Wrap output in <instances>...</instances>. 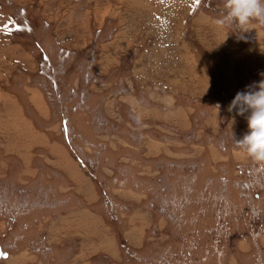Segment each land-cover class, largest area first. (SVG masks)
Listing matches in <instances>:
<instances>
[{"label":"rangeland","instance_id":"374dc122","mask_svg":"<svg viewBox=\"0 0 264 264\" xmlns=\"http://www.w3.org/2000/svg\"><path fill=\"white\" fill-rule=\"evenodd\" d=\"M0 21V100L20 112L0 135V264H264V0H0ZM80 209L116 255L55 237L54 215Z\"/></svg>","mask_w":264,"mask_h":264},{"label":"crops","instance_id":"0c3cea01","mask_svg":"<svg viewBox=\"0 0 264 264\" xmlns=\"http://www.w3.org/2000/svg\"><path fill=\"white\" fill-rule=\"evenodd\" d=\"M144 5H148L149 6V4H146V3H144ZM144 5H142V8H143V6ZM129 8H132V6H130L129 5ZM140 9V8H139ZM238 10V9H237ZM233 11H235V10H233ZM202 15L204 16V22H206L207 21V19L209 18L210 20H213V19H211L210 18V13L209 14H206V13H202ZM245 16L247 17V18H245V20H242L241 18H239V17H236V22L239 24V26L242 28V30H244V36H249V38L251 39V40H253L254 41V43H256V42H259L260 43V39H259V37L253 32V29L251 28V30H250V28H247V24H250V25H253L254 27H256V24L257 25H262L263 23L262 22H260V20L259 19H255V16L252 14V13H249L248 11H246V13H245ZM9 19V18H8ZM251 21L252 22H254V23H251ZM0 22H3V21H0ZM247 24H246V23ZM15 22H14V20H11V19H9V26H8V28L9 27H11L12 25H15L14 24ZM179 23H182V21L181 22H179ZM195 23H198L197 24V27H199V26H201L202 25V22L201 21H196ZM242 23H245L244 25H242ZM256 23V24H255ZM209 24V23H208ZM245 30H247V31H245ZM256 31H257V33H258V30H257V28L255 29ZM8 32V29L7 30H5L4 31V34H2V36L3 35H5L6 33ZM208 33L210 34V36H211V39L212 38H214V36H215V39L217 40V41H226L227 40V38H226V36L224 35V33H222L221 31H220V28L218 27V26H216L215 24H213V23H211L209 26H208ZM11 35H10V33H7L6 35H5V37H2V40H4V39H7V38H9ZM256 37H258V38H256ZM225 38V39H224ZM111 41H114V40H111ZM111 43H113V42H111ZM215 43H216V41H215ZM224 52L225 53H223L225 56H228L227 54H228V51H229V48L227 47V46H225L224 45ZM259 47H260V44H258L255 48H257V49H259ZM211 50H213L212 48H211ZM250 51V50H249ZM260 51H263L264 52V48H263V46L260 48ZM240 52H241V54H234V56L233 57H235V59L238 61V60H242V57H243V59H244V56L245 55H247V50L246 51H244V50H240ZM246 52V53H245ZM251 52V54L252 53H257L256 51H254V50H251L250 51ZM244 53H245V55H244ZM258 54H255V55H250V56H248V58H247V61H248V63L249 64H251V63H254V62H257V60H258V57L259 56H257ZM261 55V54H260ZM2 57V56H1ZM13 57L14 56H12V60H13ZM231 57V56H230ZM16 59H17V57H16ZM11 59H9V61L8 62H10V71L12 72V71H14L15 69H14V67L13 66H16V65H19L20 64V61H17V60H14V61H12ZM220 63H222V61H220ZM257 64V63H256ZM247 66V65H246ZM264 67L263 66V64H261V62L259 63V65H254V67ZM18 67V66H17ZM254 67H251V68H248L247 70H245L244 72V75L245 74H248L250 71H251V69L252 68H254ZM34 70H31L30 69V72H33ZM158 73H162L161 72V70L160 71H158ZM5 74V71L4 70H1L0 69V76L1 75H4ZM150 75V74H149ZM150 76H152V75H150ZM156 76V75H155ZM227 77H228V75H227ZM157 78V77H156ZM159 78H162V79H165V77H161V76H158V78L157 79H159ZM228 79H229V77H228ZM228 79H226V81H227V85H228V83H229V80ZM232 80H234L233 78H232ZM145 81H147L146 79H145ZM146 83H148V82H146ZM163 83L165 84L166 83V81H163ZM244 85V84H243ZM248 86H249V83L247 84ZM246 85V86H247ZM230 86V88L232 89V86H237L235 83H233V82H231V85H229ZM260 86H264V84H262V85H260ZM226 88V87H225ZM263 88V87H262ZM38 89V91L40 92V89L39 88H37ZM9 94V93H8ZM40 94H41V92H40ZM12 96V94H9V96ZM6 100H3V98H2V100H0V115H1V118H0V135L3 137L5 134L4 133H2V130H4V132H6V133H9V125H16V122H13V117H14V113L16 112V114H19L20 112H18V111H16L17 109L15 108V109H11V107L10 106H12V103H13V101L14 100H12L10 97H7V98H5ZM6 102V104H5V102ZM9 109V110H8ZM12 110V111H11ZM24 110V109H23ZM13 113V115H12V113ZM15 119V118H14ZM258 122L262 125V127L264 126V106H263V109L261 110V116H260V118L258 119ZM19 129V128H18ZM18 129H12L13 130V132H18ZM263 133H264V130L262 131ZM16 135V134H15ZM18 136H20L19 134L18 135H16V137H18ZM25 137V136H24ZM28 138V139H27ZM26 145L25 146H28V145H31V143H32V145H34V140L33 139H31L29 136H27L26 137V141L24 142ZM21 145H23V143H20ZM29 147V146H28ZM31 148V147H30ZM12 153H14L15 155L17 154V156L20 158V160H22V163H24L25 161H27V159H28V153H27V149L25 150L23 147H21V146H18V148H15L14 150H12ZM24 165H22V167H23ZM46 166H49L48 168L49 169H54V171L55 170H57L56 172H58V170H59V172H58V174H59V176L68 184V185H70L69 183H71L70 181H72L73 182V178L72 177H70L69 175H68V173L65 171V169L62 167V166H60V165H57V164H54V166H52V165H50V164H48V165H46ZM51 167H53V168H51ZM22 170V169H21ZM61 171L63 172V174L61 173ZM20 172V171H19ZM21 173V172H20ZM19 173V174H20ZM75 181H76V183H77V180L76 179H74ZM61 182H63V181H61ZM64 182V183H65ZM79 187V189H76L77 191H78V193L75 191H73L76 195H78L77 197L81 200V202H86V203H88V204H92V203H94L95 202V199L90 195V196H88V194H90V191L88 190V189H83V190H81L80 189V186H78ZM72 189V188H71ZM85 191V192H84ZM10 199H14V197L13 198H10ZM10 199H8L7 201H9ZM91 199H93V200H91ZM25 201L26 200H23V203H25ZM30 212V211H29ZM62 213H65V212H62ZM23 215H25V213H22L21 212V214L20 213H18V216H23ZM73 217L70 219V218H68V216H67V214L66 215H63V214H55L54 216H56V218H57V222L56 223H54V230L58 233V235H56L55 234V237H59L60 236V238H62L63 236H68V235H71V236H73V237H75V236H78V237H83V240L84 241H87V243L90 245L91 243H92V241H90V235H92V236H96L97 237V240H95L94 241V243L95 242H97V241H99V242H101L102 243V245L103 246H101L100 247V249L98 250H95V251H103V253L105 254H108L107 252H112L113 251V253L116 255L117 254V244L116 243H113L112 241H111V237H113V235H112V232L110 231V228H108V226H107V224H105V221H104V219L102 218V217H100V216H98V215H94V214H92L89 210H84V209H80L78 212L77 211H75L74 213H72L71 214ZM58 216V217H57ZM20 217V218H21ZM83 218H86V221L83 219ZM81 222H82V225H84L85 227H86V232L85 233H83L82 232V230H81V228H79L80 226H81ZM53 223V222H52ZM51 229H52V227H51ZM53 231V230H52ZM55 232V233H56ZM53 233V232H52ZM79 233H82V234H79ZM83 234H85L84 236H83ZM92 239V238H91ZM113 239H114V237H113ZM106 243V244H105ZM92 245H93V243H92ZM97 245H99V243L97 244ZM105 246V247H104ZM92 248L90 249V250H92V249H94L93 248V246H91ZM95 247V246H94ZM108 250V251H107ZM83 252H81V254H82ZM83 256L84 255H82V256H80V258H83ZM90 256V255H89ZM77 260H78V258L77 259H74V263L73 264H77Z\"/></svg>","mask_w":264,"mask_h":264},{"label":"flooded vegetation","instance_id":"af4514ba","mask_svg":"<svg viewBox=\"0 0 264 264\" xmlns=\"http://www.w3.org/2000/svg\"><path fill=\"white\" fill-rule=\"evenodd\" d=\"M11 219H15V217L11 218ZM9 257V254L6 253L5 251H3V248L0 246V259L3 258V259H7ZM5 259V262H7ZM8 264V263H7Z\"/></svg>","mask_w":264,"mask_h":264},{"label":"bare ground","instance_id":"6f19581e","mask_svg":"<svg viewBox=\"0 0 264 264\" xmlns=\"http://www.w3.org/2000/svg\"><path fill=\"white\" fill-rule=\"evenodd\" d=\"M128 7H129V5H128ZM128 7H123L122 9H124V11L126 10V16H131V14L130 13H132V8H128ZM130 12V13H129ZM175 14V13H174ZM152 21V20H151ZM165 33V32H164ZM168 35H169V33H168ZM166 36H167V34H166Z\"/></svg>","mask_w":264,"mask_h":264},{"label":"trees","instance_id":"16d2710c","mask_svg":"<svg viewBox=\"0 0 264 264\" xmlns=\"http://www.w3.org/2000/svg\"><path fill=\"white\" fill-rule=\"evenodd\" d=\"M181 197H182V196H181ZM155 213L158 214V215H162L164 212L162 213L161 210H159V211H155ZM161 213H162V214H161ZM195 215H197V213H195ZM162 216H163V215H162Z\"/></svg>","mask_w":264,"mask_h":264}]
</instances>
